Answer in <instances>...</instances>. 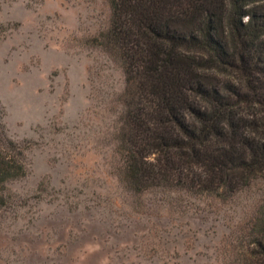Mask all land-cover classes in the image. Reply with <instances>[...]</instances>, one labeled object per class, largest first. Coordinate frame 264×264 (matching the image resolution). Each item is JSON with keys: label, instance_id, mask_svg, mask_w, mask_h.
<instances>
[{"label": "rangeland", "instance_id": "obj_1", "mask_svg": "<svg viewBox=\"0 0 264 264\" xmlns=\"http://www.w3.org/2000/svg\"><path fill=\"white\" fill-rule=\"evenodd\" d=\"M107 0H0V112L26 174L0 186V264H223L253 192L134 194L116 174L121 66Z\"/></svg>", "mask_w": 264, "mask_h": 264}, {"label": "trees", "instance_id": "obj_2", "mask_svg": "<svg viewBox=\"0 0 264 264\" xmlns=\"http://www.w3.org/2000/svg\"><path fill=\"white\" fill-rule=\"evenodd\" d=\"M93 38L124 74L116 174L134 194L253 192L223 264H264V0H107ZM0 112V186L26 174Z\"/></svg>", "mask_w": 264, "mask_h": 264}]
</instances>
